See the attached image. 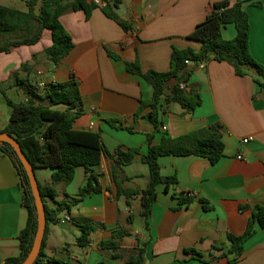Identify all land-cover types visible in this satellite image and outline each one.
Segmentation results:
<instances>
[{"label":"crops","instance_id":"0c3cea01","mask_svg":"<svg viewBox=\"0 0 264 264\" xmlns=\"http://www.w3.org/2000/svg\"><path fill=\"white\" fill-rule=\"evenodd\" d=\"M221 1L237 0H122L116 12L129 30L108 18L101 6L88 18L85 11L68 12L60 20L73 40L72 51L58 65L51 63L44 57V51L52 44L51 33L45 31L36 45L0 54V85L4 83L12 89L17 78L60 84L74 74L83 104V115L74 129L100 133L111 154L118 149H138L133 162L122 169V182L125 189L144 190L150 175L142 157L148 152L147 135L154 133V127L147 119L136 122L134 117L140 102L152 98L153 88L142 77L129 73L125 63H138L143 72H168L174 48L200 50L201 45L188 37L206 19L211 5ZM252 1L262 5H246L251 27L249 47L255 60L264 66V0ZM222 36L233 40L235 27L224 28ZM25 63H30L29 72L20 70ZM17 72L18 76L13 77ZM182 85L186 92L199 93L202 103L193 112L178 104L164 106V125L155 133V142L165 133L177 138L220 123L224 156L216 164L196 156L160 158L162 176H176L177 184L169 192L159 188L148 232L141 219L139 197L132 200L130 208L124 198L117 199L111 158L103 156L94 168L105 191L81 200L79 191L86 176L85 169L79 167L68 186H57L56 200H46L50 209L66 203L68 208L58 220L68 216L71 222L49 223L41 264H129L126 259L140 250L142 264H230L232 255L202 262L194 260L186 250L217 255L213 248L219 247L226 252L228 235H242L253 210L264 205V90L254 73L237 76L231 65L217 61L204 68L195 67L188 83ZM149 112L146 109L142 115ZM109 120L125 128L118 129ZM8 121L0 107V133ZM245 139H250L247 144L243 143ZM35 173L42 186L51 183L52 170L38 169ZM186 195L190 204L181 205V197ZM130 215L134 218L132 223L127 222ZM27 220L20 178L11 160L0 151V264L19 255L18 236ZM86 221L104 228L93 232L89 245L81 248L77 238ZM115 232L126 234L113 240ZM112 240L122 259L101 250L102 243ZM232 264H264V229L257 225L256 234L245 243L242 257Z\"/></svg>","mask_w":264,"mask_h":264},{"label":"trees","instance_id":"16d2710c","mask_svg":"<svg viewBox=\"0 0 264 264\" xmlns=\"http://www.w3.org/2000/svg\"><path fill=\"white\" fill-rule=\"evenodd\" d=\"M102 8L104 14L117 22L123 29L129 26L121 22L117 15L122 0H107ZM252 4L261 7V2L252 0L221 1L211 5L206 19L197 25L188 37L197 41L201 48L195 51L192 48H174L171 55L170 69L161 73L156 71L143 72L138 63H125L126 70L142 77L153 88L150 100H142L135 114V121L140 118L147 119L154 127V133L147 135L148 152L142 161L149 167L150 180L144 190H131L123 187V167L130 165L138 149H118L111 154L107 151L100 133L77 131L75 122L83 115L82 96L79 82L74 74L65 83H46L43 88L27 80L15 81L16 86L25 85L30 98L24 102H13L6 97V85H0V95L6 97L11 107V115L6 128L2 133L15 138L20 144L34 170L50 169L53 171L51 183L46 186L39 184L41 195L45 204L47 228L43 246L39 257L34 264H41L50 222L58 223V216L67 207L66 203H58L56 209H50L46 200H56L58 197L57 186H68L75 178L79 167L85 169L86 182L80 188L79 196L83 199L91 194L105 191L98 181L94 168L99 166L103 156L111 158L115 164L112 175L117 187V199L124 198L128 208L132 200L139 197L141 202V219L145 231H149V218L152 208L157 200L159 188L164 187L169 192L172 185L177 184V177H164L161 174L159 160L162 157H188L196 156L207 158L216 164L224 156L225 145L222 141V125L214 124L208 128L192 132L177 138L169 137L165 132L159 142H155V133L159 132L164 123L162 108L171 104H178L187 112L195 111L202 103L197 92H186L181 88L188 83L193 75L194 68L201 63L211 61L225 62L234 68L237 76H247L254 73L257 83L264 90V66L252 56L249 47L250 22L246 5ZM27 10L21 11L14 7L0 5V38L6 34L20 33L16 39L8 38L0 42V54L10 53L13 48L36 45L45 31H49L52 44L44 51V55L54 65H58L73 49L74 43L61 23V17L68 12L85 11L87 18L97 8L94 0H27ZM229 25L236 29L233 40H225L222 30ZM114 59L120 57L110 54ZM37 56H33V59ZM22 72L30 71V63H25L20 69ZM18 72L12 76L17 77ZM170 83H173L170 85ZM40 90V91H39ZM63 107V109L58 108ZM150 109L146 115L144 110ZM118 129L125 128L123 124L114 120L108 121ZM131 131V128H126ZM0 151L13 163L21 181L23 189V206L28 212L26 227L19 233L20 253L16 257L5 260L4 264H23L32 250L38 230V213L34 195L29 183L28 175L14 148L7 143H0ZM181 205L190 204L189 195L181 197ZM134 218L128 216L127 222L132 223ZM257 225L264 229V205L256 207L252 217L242 235H228L229 248L226 252L219 247H214V254H204L195 249H187L194 260L213 262L219 258L233 256L230 264L236 263L243 255L245 243L257 232ZM99 227L91 221H86L81 226V235L77 238V245L85 248L90 243V236ZM124 232H115L113 240L122 238ZM104 242L101 250L108 252L112 258L119 259L123 256L117 253L115 241ZM220 252V253H219ZM143 250L126 259L127 263L142 264ZM61 264V263H57Z\"/></svg>","mask_w":264,"mask_h":264},{"label":"water","instance_id":"95a60500","mask_svg":"<svg viewBox=\"0 0 264 264\" xmlns=\"http://www.w3.org/2000/svg\"><path fill=\"white\" fill-rule=\"evenodd\" d=\"M0 143L10 144L14 148L15 152L17 153L28 175L29 183H30L33 195H34L37 213H38V230H37V234L34 240L32 250L29 253L27 259L23 263V264H34L40 255L43 242H44L46 228H47L46 209H45V204H44V201L41 195L39 182L37 180L34 168L32 167L28 158L24 154L17 140L13 138L12 136L8 135L7 133H0Z\"/></svg>","mask_w":264,"mask_h":264},{"label":"rangeland","instance_id":"374dc122","mask_svg":"<svg viewBox=\"0 0 264 264\" xmlns=\"http://www.w3.org/2000/svg\"><path fill=\"white\" fill-rule=\"evenodd\" d=\"M26 1L27 0H0V4H8L9 6H12L18 10L21 11H26L27 6H26ZM19 36H21L20 33H15V34H6L4 37L0 38V42L2 43L6 39H16ZM46 57V56H44ZM6 97L13 102H24L30 98V95L27 92V88L25 85H19V86H14L12 89L7 88L6 89ZM6 97L3 95H0V107L3 108L4 114H6L8 120L11 115V107L8 105ZM5 120V119H3Z\"/></svg>","mask_w":264,"mask_h":264},{"label":"built area","instance_id":"2783aa9c","mask_svg":"<svg viewBox=\"0 0 264 264\" xmlns=\"http://www.w3.org/2000/svg\"><path fill=\"white\" fill-rule=\"evenodd\" d=\"M94 3H95L97 6H101V7H104V6L106 5V3H105L104 1H102V0H94ZM205 65H206V63H201V64H199V66H200L201 68H204ZM41 74H42L41 72L38 73V75H41ZM33 84H36L38 87L43 88V87L45 86L46 83H44V82H40V83L35 82V83H33ZM181 88L184 89V86L182 85ZM163 129L166 130L165 127H164ZM249 140H250V139H245V140H243V143H244V144H247V143L249 142ZM239 159H240V158H239ZM69 222H71V219H70V217H68V216H66L65 218H63L62 220L59 221V223H61V224H66V223H69Z\"/></svg>","mask_w":264,"mask_h":264}]
</instances>
